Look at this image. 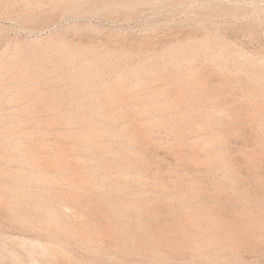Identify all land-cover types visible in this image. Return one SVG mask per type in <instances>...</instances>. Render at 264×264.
<instances>
[{
  "label": "rangeland",
  "instance_id": "obj_1",
  "mask_svg": "<svg viewBox=\"0 0 264 264\" xmlns=\"http://www.w3.org/2000/svg\"><path fill=\"white\" fill-rule=\"evenodd\" d=\"M45 1L0 0V264H264V0Z\"/></svg>",
  "mask_w": 264,
  "mask_h": 264
},
{
  "label": "bare ground",
  "instance_id": "obj_2",
  "mask_svg": "<svg viewBox=\"0 0 264 264\" xmlns=\"http://www.w3.org/2000/svg\"><path fill=\"white\" fill-rule=\"evenodd\" d=\"M47 1V0H46ZM45 1V2H46ZM142 1V0H141ZM48 3V2H47ZM122 3V2H121ZM45 4V3H44ZM123 4V3H122ZM127 4V3H126ZM51 5V4H50ZM120 6H122V5H120ZM124 6V5H123ZM65 7H68V6H65ZM63 9V8H62ZM207 42V41H206ZM207 44H208V42H207ZM17 45V44H16ZM204 46V45H203ZM207 46V45H206ZM209 47V46H208ZM210 47H212V46H210ZM209 47V48H210ZM212 49H214V47H212ZM210 50V49H209ZM64 51V50H63ZM207 53V52H206ZM73 54V53H72ZM173 54V53H172ZM76 55V54H75ZM170 55V54H169ZM208 55V54H207ZM213 55V54H212ZM171 57V56H170ZM88 59V58H87ZM86 59V60H87ZM185 59V58H184ZM73 60V59H72ZM169 60H170V58H169ZM89 61V60H88ZM172 61V60H171ZM182 61V60H181ZM187 61V60H186ZM83 62V61H82ZM183 62V61H182ZM255 62V61H254ZM175 63H176V61H175ZM252 63H253V61H252ZM257 63V62H256ZM256 63H254V64H256ZM181 64V63H180ZM184 64V63H183ZM84 65V64H83ZM88 65V64H87ZM90 65H91V63H90ZM171 65H173L172 63H171ZM183 66H181V68H182ZM191 67V66H190ZM92 68V67H91ZM173 68V67H172ZM176 68V67H175ZM179 67H177V69H178ZM192 68V67H191ZM88 69V68H87ZM188 71H189V69H188ZM183 73V72H182ZM122 74V73H121ZM136 74V73H135ZM120 75V74H119ZM130 75V74H129ZM128 75V76H129ZM133 75V74H132ZM75 76V75H74ZM121 76V75H120ZM123 76V75H122ZM126 76V75H125ZM124 76V77H125ZM136 77V76H135ZM139 77V76H138ZM122 78V77H121ZM194 78H195V76H194ZM119 79V78H118ZM186 79V78H185ZM190 79V78H189ZM193 79V78H192ZM179 80V79H178ZM187 80V79H186ZM194 80V79H193ZM180 81V80H179ZM196 81V80H195ZM135 82H137V81H135ZM140 82V81H139ZM185 82V81H184ZM197 82V81H196ZM108 83V82H107ZM200 83V82H199ZM137 84H139V83H137ZM196 84V83H195ZM136 85V84H135ZM184 85V84H183ZM93 86V85H92ZM110 86H112V85H110ZM134 86V85H133ZM137 87H139V85H136ZM188 86V85H187ZM82 87V86H81ZM109 87V86H108ZM135 87V86H134ZM182 87V86H181ZM191 87V86H190ZM69 88V87H68ZM88 88V87H87ZM181 89V88H180ZM88 90V89H87ZM92 91V90H91ZM92 93V92H91ZM89 95V94H88ZM86 96V95H85ZM84 96V97H85ZM91 97V96H90ZM86 98V97H85ZM90 99V98H89ZM160 102V101H159ZM162 102V101H161ZM163 104V103H162ZM90 105V104H89ZM86 106H88L87 104H86ZM160 106V105H159ZM93 107V106H92ZM90 108V107H89ZM159 109V108H158ZM165 109V108H164ZM91 112V111H90ZM84 113H86V112H84ZM83 134H85V133H83ZM87 134V133H86ZM87 136V135H86ZM81 137V136H80ZM86 139V138H85ZM203 257V256H202Z\"/></svg>",
  "mask_w": 264,
  "mask_h": 264
}]
</instances>
